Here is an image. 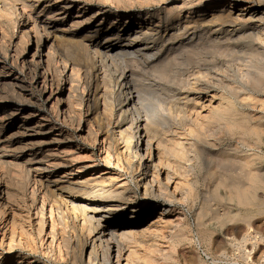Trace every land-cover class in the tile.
I'll return each mask as SVG.
<instances>
[{
	"label": "rangeland",
	"instance_id": "374dc122",
	"mask_svg": "<svg viewBox=\"0 0 264 264\" xmlns=\"http://www.w3.org/2000/svg\"><path fill=\"white\" fill-rule=\"evenodd\" d=\"M184 1L186 0H0V117L6 116L5 121H7L2 126L3 131L0 134V153H2L0 154V162H2V159L4 161V163H0V176H2V178L0 177L2 179H0V190L3 193L1 195L0 192V196L5 197L7 190L12 194L22 192L19 195L23 202L20 203L21 207L15 201V204L12 202L11 207L13 209L7 210L9 215L13 214V217H17L19 214L28 215L30 212L32 221L36 217L38 219L42 216L39 210L42 205V199L39 200L41 198L39 194L37 195V206L39 208L32 205V184H28L25 190L19 189L18 186L21 180V174L17 175L20 171L19 166L25 164L34 152L40 157L43 155L45 157L51 155H61V157L75 155L81 161L72 162L71 165L73 167L81 166L82 164H95L98 166L96 171L92 169L87 171L86 174L96 173L100 169H104L106 172L111 171L113 176L119 175L121 179H127L130 186L133 187V191L137 192L139 200L141 202L145 200L142 198V190H138L132 180V175L135 177L139 175L137 173V163L134 161L129 163V165H124L125 163L121 165L122 163H117L113 158L110 162L108 160L107 162L103 152V145L99 144V140L102 141L103 138L108 139V141L115 139L116 118L114 113L107 111L102 114L101 112L104 108L99 106L102 120L98 123L96 121L97 118H95L97 110L93 108L88 114L87 108L83 107V113L81 112L80 117H83L82 120H85L86 123L84 124L83 122L78 128L77 124H75L76 122H73V124L71 121H64V118L61 116L59 118L52 110L56 98L54 97L48 101L50 89H48L46 95L40 93L42 85H36L33 82L32 72L29 68L31 64L29 63L33 61L32 57L35 52L36 57H39L40 52L44 51L46 53L47 47L51 43L46 36H43L42 40L38 41L35 31L38 29L40 31L42 25L46 24L50 31L52 30L51 32L56 31V29L63 32L73 30L75 32L69 36L82 38L87 33L91 35L96 30H101L97 37H94V42L103 36V31L117 16H120L118 20L120 24L128 20L134 23L137 21L139 14L149 13L147 18L160 24V34L164 35L166 32L169 33L172 25L179 20L181 22L189 20L199 22L200 19H210L213 12L218 11L220 8L229 7V5L235 8V12L250 7L254 9L253 13L258 11L256 13L257 19L253 21L256 23L254 25H250V23L245 25V20L241 19L237 25L238 27L236 26L238 32L231 36L230 40H226L224 35L210 38L204 33L202 28H198L196 37L201 39L195 38L191 41L187 39L188 36L177 38L170 44H173L171 49H162L155 65L146 63L131 64V67L138 73L134 77L133 89L139 90L138 92L141 96V118L142 120L149 117L156 118L159 123L157 127L158 133L161 131L158 137L152 136L153 139H151L153 143V160L160 169L159 178H161V185H156L158 194L155 193L146 202L153 208L158 207L151 212L147 209L143 210L142 217L133 223L127 222V219H125V222L122 220V226L115 230V235L124 247L122 264H263L264 208L259 211L261 209L255 204H264V182L260 183L258 188H254L256 194V199H254L255 206L253 204L246 206L239 203L237 199L231 200L233 191L229 186L226 184L218 185L219 181L216 179H218V175L224 169L214 168L216 164L220 166L217 161L213 162V159H209L207 155H204L206 158L196 157L195 155L186 156L184 160H180L175 158L174 153L175 149L181 152L188 147L190 148V144L193 143L203 145L214 153L220 152L223 148L233 144L227 132L221 134L217 132L214 136L219 138L217 141L219 144L213 147L214 141L210 138V134L207 131V127H210V125H207L208 121L204 118L217 115L219 108L226 107L228 104L233 105L237 110L239 115L236 118L243 119V117H249L252 113L253 117H262L261 123L264 124V94L251 86L248 80L249 77L259 76L264 73V0H187L186 2H195L186 6L183 5ZM10 6L11 10L13 9L11 11L12 14L16 11L14 8L17 9L14 13L16 14L15 17L10 15L13 19L9 16L15 23L10 21V18H6L7 13L4 14L7 9H10ZM67 7L68 14H65L64 8ZM168 12H171V14L168 15ZM143 17L141 19L146 18ZM79 20L82 25L77 28L75 27V22ZM239 24L242 26H239ZM255 25H259L257 31L254 30ZM14 26L17 28L14 29ZM22 30L29 36V43L24 40L26 46L20 38L22 37L21 33L23 34ZM3 32L6 34L4 40H2V36H5ZM253 32L255 36L258 33L261 36L254 37L252 36ZM193 33L194 31L192 30L189 32L190 35ZM93 42L91 41L90 43ZM175 51L176 53H174ZM168 53H171L172 59L165 62ZM165 69H167L166 73L164 72ZM108 73L113 79L117 76L114 68H111ZM17 77L21 78L20 86L19 84L16 85L17 83L15 84L16 86L14 85ZM96 79L97 76L93 75V82L96 83ZM98 81L100 80L98 79ZM220 83L223 84L221 85ZM200 87L206 89L201 91L199 90L201 89ZM178 98L181 101H177ZM178 102H180L181 106H179ZM115 104L118 103L116 102ZM61 105L60 108L63 107V103ZM41 117L48 118L45 124L47 128L52 129V134L42 135L37 134L35 130H26L28 125L24 126L25 122L23 119H27L28 121L26 122L30 125ZM87 120L92 122L88 125ZM201 120L204 121V125ZM174 122L188 124L186 126L180 125L182 127L177 129V127L172 126ZM93 123L95 127L92 126ZM87 125L96 129L94 131L99 132L90 135L88 128H85ZM190 130H199L198 132L201 133V136L196 139V133H193V135L189 134ZM261 145L264 148L262 143H260ZM248 152L253 153L249 149ZM259 153L257 154L255 167L261 166L264 168V151ZM48 159L50 158L48 157ZM14 161L16 167L19 165L17 167L19 169L14 168ZM175 161H178L181 165H177L174 163ZM2 164L6 165L2 167ZM182 166H184V169ZM67 169H70V167L58 168V173L57 171L46 172L44 178L54 180ZM16 171L18 173L15 174ZM10 173H12V176H10ZM2 174L7 176L5 177ZM189 174L191 175L189 176ZM14 177H16V180ZM7 180H9V183L5 184ZM1 185L6 186V189ZM4 194L6 195L4 196ZM210 194H215L216 202L210 200L206 202L209 205L207 211L206 207L204 209V206H202V198L205 196L208 198ZM23 198L28 202L26 200L24 202ZM16 201L20 202V200ZM65 208L61 204L59 211L54 210L53 219L49 218V213L46 214L45 219L47 218L49 225L52 221L56 226L58 225L57 228L66 235L68 240H74L73 243L78 244L80 250V245L89 240L91 233L86 224L77 222L73 212ZM259 212L261 213L259 214ZM246 213L251 214L254 220L257 221L256 234L254 233L253 237L260 238L259 240L262 242L261 244L258 242L256 249L254 245L252 246L256 239H252L247 245V251L252 253L251 258H247L244 249L241 248V250L235 245L233 246V242L230 240L233 238L238 241L242 240L245 227L241 224L240 219L242 217L240 215H245ZM199 215H201V218ZM32 221H28V224H33L31 228L33 232H36V224L32 223ZM199 221L202 223L204 230H207L208 233L210 231L211 234H207V236L209 235L208 237L206 234H203L204 236L200 235V228L197 226ZM29 225L28 227H30ZM231 227H234L235 230L232 235H227V231ZM48 229L49 227H47ZM205 237L207 238L206 240ZM197 238H201V248L197 247ZM41 243L40 239H37L39 251L37 254L32 255L43 261L49 257L42 253ZM115 250H117L116 246L113 248V251ZM26 254H30V251H26ZM224 254L229 257L227 255L224 257ZM86 260L87 258L84 257L85 262ZM116 260V253L113 252V261L116 262Z\"/></svg>",
	"mask_w": 264,
	"mask_h": 264
},
{
	"label": "bare ground",
	"instance_id": "6f19581e",
	"mask_svg": "<svg viewBox=\"0 0 264 264\" xmlns=\"http://www.w3.org/2000/svg\"><path fill=\"white\" fill-rule=\"evenodd\" d=\"M186 1L183 3L184 6L192 5L195 2ZM68 7L64 8L65 14H68ZM9 8L10 9L6 8L7 10L4 9L6 10L4 14L7 13L6 18H10V15H14L15 17L16 14L14 13L17 11V9L14 8L16 11H13L14 13L12 14L11 11L13 9L11 10V6ZM26 8L27 6L25 3V9ZM253 10L254 9L247 7L235 12V8L232 7V5H229V7L220 8L218 11L213 12L210 16V19H200L199 22H192L190 20L181 22V20H179L177 23L172 25V29L169 31V33L166 32L164 35L160 34L161 25L152 21V19L147 18L149 17V13L144 15L139 14L140 18L138 17L137 21L134 23L128 20L123 24H120V21L118 22L120 16H117V18H113L114 20H112L109 26L103 31V36L94 42V37H97L101 30H96L94 33H91V35L85 33L86 35H84L82 38L69 36L71 33L75 32L73 30L63 32L56 29V31L51 32L52 30L50 31V28L46 24L44 26L42 25L40 31L39 29L35 31L37 33L36 37L38 41H41L43 36H46L48 41L51 43L50 46L47 47L46 53L44 51L41 53V50L39 51V57H36L35 52L32 57L33 61L29 63L31 64L29 68L32 72L31 75L33 82H35L36 85H42L40 93L46 95L48 89H50V94L48 93V101L54 97L56 98L53 103L54 108L52 110L59 118L60 116L64 118V121L68 120L72 123L76 122L75 124H77L78 128L83 122L84 124L86 123L85 120H82L83 117H80V115L83 113V107L87 108L88 114L93 108L97 110V115L95 118H97L96 121L98 123H100L102 120V115H100L99 112V106L104 108L101 112L102 114H105L107 111L114 113L116 118V126L114 128L115 139L108 141V139L103 138L102 141L99 140V144L103 145V152L105 153L106 161L108 160L110 162L113 158L117 163H122L121 165L124 163V165H129V163L134 161L137 163V173L139 175L138 177L132 175V180L137 189L142 190V198L145 200L144 202L139 200L137 192L133 191V187L130 186V183L127 179H121L119 175L113 176L111 171L106 172V170L100 169L96 173L86 174L87 171L92 169L96 171L98 166L95 164H82L81 166L73 167L71 165L72 162L81 161L78 160L79 157L75 155L65 154L66 156L61 157L59 154L60 156L51 155L45 157L43 155L44 157H40V155L34 152V154L29 157L25 164L22 163V166L18 165L20 169L17 168L18 166L16 167V163L14 161V168L20 170L19 173L16 171L15 174H21V180L18 183L19 189L25 190L28 184H32L30 185L33 188H31V199L33 206L39 208V206H37V195L39 194L41 196L39 200L42 199V205L39 210L42 216L38 219H36V217L35 220L32 221L30 212L28 215L19 214L17 217H13V214L9 215L7 210L9 211V209H13L11 207L12 202L14 203L15 201L17 205L21 207L20 203L22 202V198L19 194L22 192L19 191V194H12L8 190L7 192L4 190L7 195L4 194V196L6 195L5 197L0 196V264H122L124 247L116 237L115 230L122 226V220L125 222V219H127V222L133 223L142 217L143 210L147 209L149 212H151L157 208L158 206L153 208V206H149L150 204H146V202L147 200L151 199L155 193H157L156 185H161V178H159L160 169L153 160V143L151 140L153 139L152 136L158 137L161 131L158 133L157 127L159 123L157 122L156 118L149 117L145 120H142L141 118V96L138 92L139 90L133 89L134 77L135 75L137 76L138 73H136V71L131 67V64L146 63L155 65V63L158 61L159 54L161 55L162 49H171L173 44H170L177 38L188 36L187 39L191 41L195 38L201 39L200 37H196V30L198 28H202L204 33L210 38L224 35L226 40H230L232 38L231 36L238 32L236 26L241 19L245 20V25L249 23L250 25H254L256 23L253 21L257 19L256 13L258 11H254L253 13ZM167 14L169 15L171 12H168ZM143 16L146 18L141 19ZM11 18L10 21L13 22ZM79 21L75 22V27L77 28L82 25L81 21ZM13 23H15V21ZM167 25L169 24L167 23ZM240 25L241 24H239V26ZM259 25L254 26L255 31L258 30ZM16 28L17 27L14 29ZM191 30L194 31L192 35L189 34ZM22 32L23 34L20 32L22 36L20 38L22 39V43H24L26 46L25 41L26 43H29V36L24 30H22ZM3 33L5 34V32ZM254 34L255 33L253 32L252 36L254 37L259 35L261 36L259 33L256 36ZM2 37V40H4L6 34ZM91 41L93 43H90ZM179 52H181V50H179ZM174 53H176V51ZM170 54L171 53H168L166 55L165 62L172 59V55ZM111 68H114L117 74L115 79H113L108 73ZM166 71L167 69H165L164 72L166 73ZM93 75L97 76L96 83L92 80ZM15 79L16 82L14 85L17 83L16 85L19 84L20 86L21 78L17 77ZM98 79L100 81H98ZM248 80L251 86L260 90V93L264 94V73L260 74L259 76L249 77ZM200 88L201 89L199 90L201 91L206 89L202 87ZM177 101H181V99L178 98ZM116 102L118 104H115ZM62 103L63 107L60 108ZM178 103L179 106H181L180 102ZM251 114L249 117L245 116L243 119H238L236 118L239 115L237 110L233 105L228 104L226 107L219 108L217 115L204 117L205 120L208 121L207 125H210V127H207V131L210 134V138L214 141L213 147L218 146L219 144L217 143L219 138L214 136V134L217 132L220 134L227 132L230 136L229 138H231L230 141H233V144L227 147L225 146L226 148H223V150L220 152L214 153L212 150L206 149V147L203 145L193 143L190 144V148L184 147L187 148L184 151L182 150L180 152V150L176 151L175 149L174 153L175 158L180 160H184L186 156L190 157L195 155L196 157H205L204 155H207L209 159H213V162L217 161L220 166L216 164L214 165V168L218 167L221 170L224 169V171L218 175V179H216L219 181L218 185L226 184L229 186L233 191L231 200L237 199L239 203L246 206L255 204L254 199H256V194L254 192V188H258L259 184L264 182V168L261 166L257 168L255 167L258 152L261 153L264 151L262 145L260 146V143L264 145V124L261 123L262 117H253ZM99 117L100 119H98ZM5 119L6 116L0 117V134L3 131L2 126L7 122ZM47 119V117H41L37 119V121L35 120L36 122H34V124L30 125L27 124V119H23L25 122L24 126L28 125L26 130H35L37 131V134H52V129L46 127L47 125L45 124V121ZM201 121V123L204 125V121ZM91 122L87 120L88 125ZM187 124L188 123L179 124L178 122H174V125L172 126L180 129L182 126H186ZM88 125L86 127L84 126L85 128H88V133H90V135L92 133L96 134L97 131H94L96 129L91 128V124L90 126ZM92 126H94V123ZM198 131L199 130H190L189 134L193 135V133H196V139H198V137L201 136V133ZM96 137L98 138V136ZM245 148L247 149L245 150ZM248 149L253 153L248 152ZM48 157L50 159H48ZM1 161L2 162L0 163H4L3 159ZM174 163L181 165L178 161H175ZM3 165L4 164H2V167H4L6 164L4 166ZM65 167H70V169H67L62 175L57 176L58 178H54V180L44 178V176H46V172L57 171L58 173V168L61 169ZM183 167L184 166H182V168ZM11 174L12 173H10V176H12ZM190 175L191 174H189V176ZM0 177L2 178V176ZM15 178L16 177H14V179ZM8 181L9 180H7L5 184H8ZM1 186L6 189V186ZM2 194L3 193L1 192V195ZM16 200H20V202ZM25 200L23 198L24 202ZM202 200V206H204V209L206 207V210L208 211L209 205H207L206 202L209 200L216 202V196L215 194H210L208 198L205 196L202 198ZM61 204L73 212L77 222L86 224L91 233L89 240L83 242L82 245H80V250L78 248V244L76 245L73 243L74 240H68L66 235L57 228L58 225L56 226L53 221L49 225V222L46 220L47 218L45 219L47 213L50 214L49 218L53 219L54 210L59 211ZM255 205H258V207L261 209L259 211H262V208H264V204L259 205V203H256ZM260 213L261 212H259V214ZM199 216L201 218V215ZM240 216L242 217V219L239 218L241 220V224H243L245 227L244 235L241 232L243 238L240 241L234 238L230 240H232L233 246L235 245L237 248L244 249L247 258H251L252 253L251 251H247V245L252 241V239H256L255 243L252 244V246L254 245L256 249V246L259 244L258 242H260V238L253 237V234L256 232L257 221H255L253 216L249 213ZM28 221H32V223L36 224V232H33V229L31 228L33 224L29 225ZM28 225L30 227H28ZM197 226L200 228V235L206 234L207 236V234L210 233V231L208 233L207 230H204V227H202V223L200 221L198 222ZM47 227H49L48 230ZM17 228H19V230H17ZM234 230L235 228L231 227L227 231V235H232ZM37 239H40L42 242L41 246L43 250H40L43 254H46L49 257L47 260L42 261L41 259L32 255L37 254L39 251V248L37 247ZM200 239H196L198 248L202 247ZM206 239L207 238L205 237V240ZM202 240H204L203 237ZM261 243L262 242H260V244ZM115 246L117 247V250L113 251ZM23 251L25 252L23 253ZM26 251H30V254H26ZM113 252L116 253V262L113 261ZM226 255L227 254H224L223 256L226 257ZM84 257L87 258L86 262L84 261Z\"/></svg>",
	"mask_w": 264,
	"mask_h": 264
}]
</instances>
